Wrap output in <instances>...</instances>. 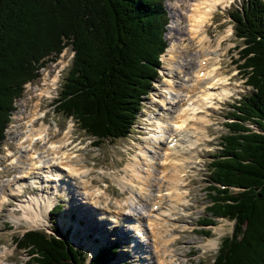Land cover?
<instances>
[{
	"label": "trees",
	"instance_id": "1",
	"mask_svg": "<svg viewBox=\"0 0 264 264\" xmlns=\"http://www.w3.org/2000/svg\"><path fill=\"white\" fill-rule=\"evenodd\" d=\"M164 0H0V145L14 102L39 68L69 47L70 68L57 111L72 117L99 145L126 138L159 77L168 42ZM242 41L239 60L250 94L233 102L218 152L208 165L209 205L199 225L233 222L213 264H264V2L245 0L231 14ZM254 126L257 130L251 127ZM234 189V190H233ZM56 213L62 209L55 206ZM16 237L28 264H117V242L88 262L69 230ZM210 235L209 231H202ZM118 246V247H117ZM118 264H129L120 262Z\"/></svg>",
	"mask_w": 264,
	"mask_h": 264
},
{
	"label": "rangeland",
	"instance_id": "2",
	"mask_svg": "<svg viewBox=\"0 0 264 264\" xmlns=\"http://www.w3.org/2000/svg\"><path fill=\"white\" fill-rule=\"evenodd\" d=\"M192 1L193 0H189V3ZM243 1L244 0H226L225 3L221 4L216 10H213L211 12V15L209 16L210 19L208 20L209 22H205V30L207 31L208 29L207 35L211 40L209 52L210 50H213V52H217L214 55L216 57L213 56L214 58H212L214 66L213 68H216L219 74L221 73L219 79L221 78L222 80H225V83H229V87H235V92L233 94V97L231 96L227 98L226 100H224V102H218L217 100L212 101L213 103L209 104L210 106L212 104V109L210 111L208 110L207 112H205V114L199 113L200 116L195 115L194 119H190L197 121V119L200 118L202 114H204L209 118L210 123L208 126H206L207 128L205 127L206 129H203L204 132L196 133V137H191V139H193L192 141L199 139V141H197V144H199L200 142L203 143L205 139L206 142H204V144H199V147L197 148L198 155H196L195 163L191 164L190 169H187L188 172L187 176L185 177V183L191 181V185L184 186L181 189V191L185 192V197L187 198V200L190 201L189 203L185 202V208L183 210L178 209V211H175V216L178 215L175 221H171L172 223L166 222L169 227L171 226L170 228L173 232L170 233V237L168 238H177L176 242H173L169 245V249H171L172 251L175 249V247L177 250L173 253V256L175 253H177L178 257L174 260V264H213V261L217 254L216 251L218 250L221 243V238L225 236L229 237V235L232 234L233 222H228L225 219H217L215 227L208 226L200 228L198 224L199 219H202V217L206 214L204 210L209 204L206 198L207 185L205 184L207 180L209 181V171H207L208 164L210 163V161H212V156L218 152V142H220V138L227 133L226 124L234 120L229 117V115L233 112V102L240 99L242 96L247 97V95H249L251 92V88L246 87L245 84V78L243 76L244 70L241 67L242 62L238 60V51L242 47V41L237 39L233 35L234 24L230 16L234 9L236 10V8L241 7ZM189 3L186 0H164L163 5L167 11V19L169 20L165 31V39L168 42L167 50L172 45L174 46V55L165 56V52L167 54V51L165 50L164 54H162L161 58H159V60H161V67L158 72L159 77L153 83V90L151 91V93L143 100L144 102L142 104V110L137 114L138 119L136 125L132 126V130L126 138L117 139L114 141L105 139L102 144L97 147L95 146L96 144L94 145L93 139L91 137L86 135L83 131L81 132L74 119H67L65 116L55 112L56 105L54 104V100L56 99L55 97H57L60 89L59 84L63 76L66 74V69L70 66L71 63L72 52L70 51V48L65 49L62 54L58 56V59L54 63H49L45 68L41 69L40 78L25 85L24 94L22 95V98L19 99L15 104L16 107L14 110V114L11 117V121L9 122L5 134V140L0 146V192L3 190V188L10 189L8 187V184L5 186L4 184L7 183V179L13 178V175L17 173L16 171H18L19 173H21V171H24L16 167V165L11 166L10 164H8L10 160L9 157L5 154V150L11 151V153L13 151H16L18 152V156L27 155L26 153H24L27 150L18 146L19 140L16 141V137L24 127V123L21 118H25V116H27L29 112L28 110L33 104V101H36V99L38 98L37 95L40 94L39 89H44L42 82L45 81L48 84L50 81L55 80V85L49 86L51 88L50 95L40 98L39 114L41 116L40 118L43 120V123L39 121L37 122V125L40 124L49 127V135H47L46 137L49 138L53 135V140L58 133L68 127V124L72 126L73 136L70 137V139L74 141V145L76 144L77 147L80 148L79 150L83 157L87 158V169L93 168V170L95 171L94 173H91L88 179L91 180L92 183L101 191L106 192L105 196L102 197L107 200V202L100 203L98 207L105 209V211L107 210L108 213H106V219H102L100 214L94 211L95 208L93 207V205L91 206L90 203L86 204V202L90 201L87 197L82 198V195H76L78 194V191L71 190V192L66 193L63 192L62 186H59L56 181H46L44 178H40L39 180L37 179L36 181L38 182L39 186L38 192H35L36 190L34 189L27 188L23 193L20 194V196L15 195L11 196V198L9 197V203H7V205H4V209L0 214V264H27L26 260L27 258H29L27 253L24 250L21 251L14 247L15 243L13 241L15 237H20L21 235H23V232L28 230H44L45 233H49V235H51L52 230L50 231V229L52 227L60 229L63 232L70 228H74L75 230L77 229V231L79 229L83 230L84 228L82 226L76 225V219L82 225L87 224L86 226H97L101 229H104V231H107L106 233H111L110 236L105 235L104 238L107 240L113 239L119 244L118 256L119 253L121 254L119 257H117L118 261L122 260L123 262L127 261L129 264H138L139 261L143 260L141 256L147 254L148 249L146 247L144 248L139 246L136 252L131 251L133 248L132 236H134L135 234L129 233V229L127 227V224L130 227L129 220L132 221L134 218L138 217V215H136L137 209L135 211V208L137 207L139 211V209H141L142 207V205H140L142 204V202L137 201L138 199L135 200V202H133V200L129 201V198L131 196L130 190L127 189L128 193L122 192L119 186L122 189H126L123 188V184L128 186L129 184L133 183L132 185L136 186L138 179L135 177V173L132 171V169L127 167L128 163L135 164L136 171L142 174L143 171L145 172L144 169H146V158L143 157V151L147 150L146 145L149 142L153 143L152 139L157 135L164 138L163 140H166V138L168 137L166 132H162L154 123L156 122L155 118L157 117V115L159 113H163L160 110H164V107H161L160 100L164 98L166 100H170L171 98H174L176 96L174 89H170L169 85H179L181 88H186L188 87L187 85L191 84L190 80H192L191 78L193 76L192 70H189L190 63L188 64V66H186L188 69L185 67V69H181L178 71L176 70V67L180 66L183 62H185V60H188V62L191 60L193 65H195L197 68L200 66V64L198 63L199 58H194V53H196L197 48H190L189 46L191 45L188 44V39L193 38L190 37V35H187L188 37L184 36L179 39V36H182L179 31L183 32V35L186 32L183 19L188 11V6L191 5ZM228 30H230L232 33L229 36H226ZM224 36L226 37L223 38ZM185 38L187 40H184L183 42L182 40ZM221 39H223V41ZM219 41H222V43L221 47L218 48L217 45ZM177 51L181 52V54H179L178 56V60L182 61V63L180 64L179 62H175L171 64L167 62V59L176 58L175 54ZM206 86L207 84H205V87ZM178 101L179 100H177L176 105ZM174 104L175 103H173V105ZM170 107L171 106H169V108ZM190 112L191 111H189V114ZM44 114L45 116H43ZM159 116L164 117L163 114ZM160 123H162V121ZM167 124L163 123V128H165ZM190 125H193V123H191ZM190 125H188L187 127H189ZM71 126H69L66 130H70ZM251 127L254 129V131L257 130L254 126ZM161 142L163 141L161 140ZM15 145H17L19 149L16 148ZM40 145L41 144H38L36 148L39 149L40 152H42V156L46 157L47 153L45 152V150L47 149H42L43 146L40 147ZM195 146L190 147V142H188L186 148L192 149ZM148 149L150 150L151 148ZM191 149H189V152L191 151ZM65 150L67 149L64 148L63 151ZM74 150H76L77 152L79 151L76 147H74ZM154 152L157 151L152 150L151 153L150 151L148 153L150 158L153 157L154 168L159 170L163 166H167L168 163L163 162V156L160 164L161 154L156 156ZM81 154L77 153L76 157L79 156V162H85V158L80 157ZM190 156L191 158L189 159V161L193 159L191 153ZM28 165L29 163H27V165L26 163H24V166ZM157 170L155 172V177L157 176ZM103 171H105L108 175L101 173ZM185 172L186 171L184 169L183 173ZM113 173L120 178L126 175L125 177L127 179L131 178L132 182L126 181V179L123 178V180L118 184V182L115 181V178H112L109 175H113ZM13 179H16L15 176ZM19 183L20 182L16 183L13 188L15 189L16 185H19ZM31 184L33 183L31 182ZM154 189L155 187L151 189V191L153 190V193ZM17 192L18 191L15 190L14 193H11V195ZM162 193H164L163 200L166 197V202L162 204V207L166 208L170 205V202L168 199L169 196H165V194L168 195L169 192L166 193L163 191ZM45 194L49 195L47 196L49 199L54 198L52 199V203L50 204L51 206L49 205L50 211H47L46 213V221L40 222V224L38 223L37 225H35L36 223L34 224L29 221L27 223L29 225L28 226L26 222L23 221V219L21 220L22 216L27 219L23 215L24 211L22 210L21 205H26L27 202H30L32 199L38 197L39 195ZM148 198H150V196ZM148 198L143 201V211L145 212H148V204L150 203L149 201H151L148 200ZM171 201H173V199H171ZM54 204H62V207H64L63 210L60 209L58 211L59 213H56L57 211H55L56 207L54 206ZM18 207L20 208V210L18 209ZM130 210H132L131 214H129ZM172 210H175V205L173 206ZM128 215L134 216V218H128V220ZM111 217H118L119 220L126 217L124 221L127 223L122 221L116 223L114 222L116 220L111 221ZM146 217L147 216L144 217L142 215L139 217L140 221H142L143 227ZM13 218H17L20 220L19 222H16ZM202 229L205 231L209 230L210 235L206 236L201 232ZM144 236L145 235H142L143 238ZM137 240L139 243L141 242V245L144 244V239H142L141 237H138ZM212 242L213 244L215 243V245H211ZM85 243L86 242H82L80 240L76 241V239L74 238L73 247L85 251L87 257L90 259L91 251L88 248L89 246H84ZM148 245H150V242ZM149 248L151 249L150 246ZM168 256L169 258L171 257L169 254ZM144 264H156L155 258L149 255V258L145 260Z\"/></svg>",
	"mask_w": 264,
	"mask_h": 264
},
{
	"label": "bare ground",
	"instance_id": "3",
	"mask_svg": "<svg viewBox=\"0 0 264 264\" xmlns=\"http://www.w3.org/2000/svg\"><path fill=\"white\" fill-rule=\"evenodd\" d=\"M186 1L189 3V0ZM225 1L226 0H193L189 3L191 5L188 6V11L187 13L185 12L186 16L183 19L186 32L183 35V32L179 31L182 34V36H179V39L184 36L186 37L187 35H190V37L193 38L188 39V44L191 45L189 46L190 48H197L196 53H194V58H199L198 63L200 64V66L197 68L195 65H193L191 60L188 62V60L184 59L185 62L183 63L182 61H179L178 56L179 54H181L180 51L176 52L175 59H167V62L171 64L175 62H179L180 64L182 63L180 66L176 67V70L178 71L181 69H185V67L190 63L189 70H192L193 74L191 78L192 80H190L191 84L187 85L188 87L186 88L183 87L184 89L179 85L172 86L168 84L170 86V89H174L176 96L174 98H171L170 100H166L165 98L160 100L161 107H164V110L159 109L163 113H159L155 118L156 122H154L162 132H166L168 137L166 136V140H163L164 138L157 135L152 139L153 143L149 142L146 145L147 150L143 151V157L146 158V169H144L145 172L143 171L142 174L136 171L135 164L128 163L127 167L132 169V171L135 173V177L138 179L136 186L132 185L133 183L129 184L128 186L123 184V188L126 189H122L118 185L122 192L128 193L127 189L130 190L131 196L129 198V201L133 200V202H135V200L138 199L137 201L142 202V204H140L142 205V207L141 209H139V211L137 207L135 208V211L137 209L136 215H138V217L134 218V216L130 215H128L127 217V219L134 218L132 221L128 219L130 227L127 224V227L129 229L128 232L131 234H135L134 236H132L133 248L131 251L136 252L139 246L144 248L146 247L148 249L147 254L141 256L143 260L139 261L138 264H144L145 260L149 258V255L155 258L156 264H174V260L178 258L177 253H175L173 256V253L177 251L176 247L173 251L169 249V245L173 242H176L177 238H168L170 237L169 235L172 230L170 228L171 226L169 227L166 222L170 223L171 221H175V219H177L178 217V215L175 216V211H178V209L183 210L185 208V202L189 203L190 201L187 200V198L185 197V192L181 191V189L184 186L191 185V181L185 183V177L187 176L188 172L187 169H190L191 164L195 163L196 155H198L197 148L199 147V144H204V142H206L205 139L203 143L200 142L199 144H197V141H199V139L192 141L193 139H191V137H196V133L204 132L203 129L209 125L210 120L208 117H206V115H204L205 112L212 109V104L211 106L209 104L213 103L212 101L215 100H217L218 102H224V100H226L227 98L231 96L233 97V94L235 92V87H229V83H225V80H222L221 78L219 79L221 73L219 74V72H217V69L213 68L214 66L212 58L216 57L214 55L217 52H213V50H210L209 52L211 40L207 35L208 29L207 31L205 30V22L210 19L209 16L211 15V12L213 10H216L221 4L225 3ZM231 33L232 32L228 30L226 36H229ZM226 36H224L223 38H225ZM184 40L187 39L185 38L182 41L184 42ZM221 40L223 41V39ZM222 41H219L217 45L218 48L221 47ZM166 51L167 54L165 52V56H173L174 46L172 45L168 50L166 49ZM54 82V80L50 81L48 84L45 81L42 82L44 86L48 85V87H45L42 92L37 95L38 98L36 99V101H33V104L28 110L29 112L27 116H25V118H21L23 120L24 127L16 137V141H20H18V146L26 149L27 151L23 152L27 155L18 156V152L13 151L12 154L10 152L8 153V156L11 157V161L8 164H10L11 166L16 165V167L24 171H21V173L16 171L17 173L15 172L16 174L13 175V178L15 176L16 179H7V183L4 184V186L8 184V187L10 189L3 188V190L0 192V214L4 209V205H7V203H9V197L11 198V196L15 195L20 196V194L23 193L27 188L34 189L36 190L35 192H38L39 186L36 180L44 178L46 181H56L59 186H62L63 192L69 193L71 192V190L78 191V194L76 195H82V198L87 197L90 201L86 202V204L90 203L91 206L93 205V207L95 208L94 211L96 213H99L102 219H106V213H108L107 210L105 211V209L98 207L100 203L107 202V200L103 198L106 192L101 191L92 183L91 180L88 179L91 173H94L95 171L93 170V168L88 167L89 169H87V158L83 157L85 158V162H79V156L76 157L77 151L74 150V147H76L77 150H79L80 148H78L76 144L74 145V141L70 139V137L73 136L72 126L68 124V127L71 126V129L66 130L68 127L66 129H63V131L59 133V136H57L50 142L49 138L46 137L47 135H49V127L40 124L39 127V125L35 126L34 124L36 119L40 116L39 112L37 111V108L40 105L39 100L42 95H50L51 88L49 86H54ZM205 84H207L206 87ZM177 100L179 101L176 105ZM173 103L175 104L173 105ZM169 106L171 107L169 108ZM189 111H191L190 114ZM199 113L204 114H202L201 117L197 119V121L190 120L194 119L195 115L200 116ZM161 114H163L164 117L159 116ZM43 116H45V114ZM161 121L162 123H160ZM163 123L170 124H167L166 127L163 128ZM191 123H193V125H190ZM188 125L190 126L187 127ZM52 136L51 139H53ZM161 140L163 142H161ZM37 142L41 144L40 147L43 146L42 149H47L45 150V152L47 153L46 157L42 156V152H40L39 149L36 148L37 146H34V144H36ZM188 142H190V147H193L196 144L197 145L192 149L186 148ZM15 146L16 148H18L17 145ZM64 148H66L67 150L63 151ZM148 148L151 149L149 150ZM189 149H191L190 152ZM152 150L157 151L154 152L156 156L161 154L160 164L163 156V162L168 163V165L163 166L159 170L155 169L153 166V157L150 158L148 154L149 151L151 153ZM190 153L193 156V159L191 161H189V159L191 158ZM24 163H26V165L27 163H29V165L24 166ZM184 169L186 171L185 173H183ZM156 170L157 176L155 177ZM101 173L108 175L105 171ZM109 175L112 178H115V181L118 182V184L123 180V178H125L126 181L132 182L131 178L127 179L125 177L126 175L121 178L117 177L114 173L113 175ZM18 182H20L19 185H16V188L14 189L13 187ZM31 182L33 184H31ZM153 187H155L154 193L153 190L151 191ZM15 190L18 192L11 195V193H14ZM163 191L166 193L169 192L168 195L165 194V196H169L168 199L170 202V205L166 208L162 207V204L166 202V197L163 200ZM149 196L150 198H148ZM147 198L151 201H149V204L147 203L149 205V207L147 208L148 212H145L143 211V201H145V199ZM52 199H49L46 195H39L38 197L32 199L30 202H27L26 205H21L22 210L24 211L23 215L28 219H25L21 215V220L23 219L26 224L31 221V223H36L35 225H37L38 223L40 224V222L46 221V213L50 208L49 205L52 203ZM171 199H173V201H171ZM174 205L175 210H172ZM18 209L20 210L19 207ZM154 210L156 211L154 212ZM131 212L132 210L129 211V214H131ZM141 215L144 217L147 216L144 222L145 228L143 227L142 221H140L139 218ZM111 218V221L116 220L114 222L119 223V221L125 222L124 219L126 217L120 220L118 217ZM13 219L16 222H19L20 220L17 218ZM142 235H145L144 238L142 237ZM138 237L144 239L143 245L140 244L141 242H138ZM149 242L150 245H148ZM211 245H215V243L213 244L212 242ZM149 246L151 247V249L149 248ZM168 254L172 257V260L171 257L169 258Z\"/></svg>",
	"mask_w": 264,
	"mask_h": 264
}]
</instances>
